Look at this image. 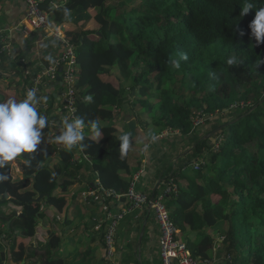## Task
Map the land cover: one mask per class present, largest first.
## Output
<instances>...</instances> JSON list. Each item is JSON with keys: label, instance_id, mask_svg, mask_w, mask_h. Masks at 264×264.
Here are the masks:
<instances>
[{"label": "trees", "instance_id": "1", "mask_svg": "<svg viewBox=\"0 0 264 264\" xmlns=\"http://www.w3.org/2000/svg\"><path fill=\"white\" fill-rule=\"evenodd\" d=\"M49 2L40 1L41 10L75 49L79 101L74 115L84 120V140L71 150L39 149L47 141L38 145L34 154L21 158V178L10 173L8 164L0 168L9 177L0 182V254L6 250V264H66L57 257L61 240L52 232L36 246H24L18 239L37 235L46 209L62 212L66 207L64 196L54 192L58 187L64 192L80 176L78 152L90 159V172L97 175L98 186L88 189L120 196L102 205L109 211L114 209L112 201L130 205L125 198L132 180L130 148L122 154L117 128L101 125L121 115L127 89L133 105L151 115L152 139L166 130L189 140V147L176 155V161L169 158L166 172L158 177L163 183L159 193L176 186L175 192L165 194V201L177 238L201 263L264 264V43L257 45L249 28L264 0H250L254 8L244 17V0H65L55 9ZM69 12L73 31L65 27ZM179 52L187 53L188 60L176 70L168 60ZM230 58L232 65L227 63ZM8 61L0 52V68ZM13 64L20 68L21 73H15L22 84H27L25 63ZM186 87L189 94L183 91ZM88 96L90 102L85 100ZM195 112L213 114L211 120L222 117L224 123L214 127L210 137H198V131L208 127L193 128ZM232 113L236 116L227 119ZM195 164L196 172L191 167ZM40 194L48 198L34 203ZM9 202L21 208L19 214L1 211ZM88 203L102 206L93 198ZM213 231L221 242L211 236ZM95 232L106 248L108 222ZM136 240L129 243L130 251Z\"/></svg>", "mask_w": 264, "mask_h": 264}, {"label": "crops", "instance_id": "2", "mask_svg": "<svg viewBox=\"0 0 264 264\" xmlns=\"http://www.w3.org/2000/svg\"><path fill=\"white\" fill-rule=\"evenodd\" d=\"M64 2L65 0H50L49 6L54 9L51 6L52 4L60 5ZM25 11L24 0H0V45L2 46V44L10 42L14 59L18 58L21 62H24L27 66V70L33 73H39L49 66L54 57L61 53L62 48L59 43L47 34L36 33L24 38L21 33L18 32L17 27L18 25L20 26L23 21ZM71 18L72 13L70 19L67 17L65 27L73 31L74 26L71 22ZM51 24L55 27L53 23ZM91 26L94 29L97 28L94 23H91ZM29 38H33V40L29 41ZM8 60V62L12 63L7 65L8 62H6V64L2 65L0 68L2 73L0 77V102H6L9 99L19 102L23 99L21 93L23 84L22 80L19 78L20 75L18 76L15 72L16 70L20 72V69L17 65L15 66L13 64V62H15L14 60L9 58ZM127 91L129 90H126L124 99L126 96L127 97L123 102V104L126 103V105L122 106L121 115L109 123H101V125L105 127L117 128L121 135L128 133V128L123 120L124 117L131 116L137 121L136 113L139 107V105H133V100L128 96ZM61 92V82L55 81L54 83H45L40 90V94L37 96L41 98V103L37 105L38 110L49 120V125L42 130L45 134L43 142L47 141V143L45 142L46 145L39 146V149H50L53 147H55L56 150L66 149L64 145L55 142V137L63 130V121L67 118L66 113L62 109ZM132 95H135V91H132ZM44 97H47V99L44 100ZM135 98H137V92ZM131 113L134 114L132 115ZM148 121L149 125L146 126L148 132L144 133L145 139H141L143 142H140L141 131L137 123L134 142H140V144H142L137 146L136 144L134 145L133 142V144L129 146L130 154L128 166L132 179L137 173L142 171L139 179L135 183L136 190L148 196H154L155 191L158 190L156 194L158 195L163 187V183L158 178L160 173L166 172L165 166L169 165V158L175 161L178 159L176 155L181 152L180 144L188 139L187 136H181L178 132H173L167 134V138H172H163L162 142L157 144L156 139L160 134L154 140L151 138L149 134L154 130L153 121L149 118ZM203 130H205V128H203ZM165 132L167 131H162L161 134H165ZM199 132L200 131H198V134ZM43 142L41 145L44 144ZM170 143H173V145L171 146ZM76 157V165H80L81 167L80 176L76 178L74 183L72 182L69 184L64 192H62L59 187L54 192L55 195L64 196L66 199V207L62 212H57L53 208L46 209L45 217L39 223L37 235L31 239H18V241L22 242L24 246H36L38 242H45L49 237L48 233L52 232L59 236L61 240L60 252L57 257L61 258L59 256L63 255L62 258L66 264H124L126 252H130L128 249L129 243L136 238L138 243L141 230L143 229L144 233L141 244L139 246L136 245L133 255L138 260L139 264H159L160 231L154 214L149 208H145L143 211L128 212L130 210V205L126 207L125 202L116 203L112 201L115 203L114 209H112L114 213L127 211V214L122 220L123 227L116 235L115 253L112 258L107 257L106 249L104 246L102 247L103 244L99 241V234L95 232V228L105 215L101 208L99 209L94 204L86 202L82 197V193H84L89 186L97 183V175L90 172V159H85L80 152L76 154ZM21 158L22 157L17 158L8 163L10 173L12 172V166H15L13 171H15L19 178L22 177V173L20 176L21 171H19L21 170ZM51 166H53V164H51ZM121 177L123 179L128 178V176L124 174H122ZM179 184L182 186L181 182H179ZM1 211L6 214L12 212L19 214L21 208L10 202L6 206L1 207ZM138 227L140 229H138ZM79 248L82 249L80 255L78 254ZM90 250L93 251L90 252ZM84 254L86 255L85 259L77 262L76 260ZM6 256L5 250L0 254V264H6L8 262Z\"/></svg>", "mask_w": 264, "mask_h": 264}, {"label": "built area", "instance_id": "3", "mask_svg": "<svg viewBox=\"0 0 264 264\" xmlns=\"http://www.w3.org/2000/svg\"><path fill=\"white\" fill-rule=\"evenodd\" d=\"M24 3L26 9L25 16L20 26L18 25L17 27L18 32L21 33L24 38L36 33L47 34L59 43L62 51L58 56L51 60L49 66L44 68L43 71L33 73L30 70H25L23 72L25 76L30 77L29 82L24 86L21 92L23 99L28 90H35L38 96L45 83H54L56 78L60 76L62 87V92L60 93L62 109L66 113L69 121L75 120L74 112L79 101L77 90L75 88L78 72L75 49L65 37L63 30L57 26H52L48 14L43 12L40 8L39 0H24ZM51 6L55 9L58 7V4H52ZM10 46V42L4 43L2 45V51L0 49V52L8 55L10 52ZM194 118L197 119L195 126H199L205 118V114L197 112L194 114ZM165 135L166 133L161 134L160 137ZM141 173L142 171L137 173L132 179L128 191L125 194V198L130 202V210L128 212L143 211L145 208H149L153 212L160 231V264H208V262L201 263L195 258L191 254L185 241L177 238L178 231L170 220L169 211L165 201V194L175 192L176 186L174 185L170 189L169 187L166 188L164 192L157 196H148L139 192L135 188V183L139 179ZM82 197L86 202H88V198H93L94 201L101 202V204L107 198H114L117 201L120 198V196L113 191L102 190V194L98 195L95 191L90 189H87L86 192L82 193ZM103 212L105 216L98 223L95 230L99 231L103 222H108V232L105 236V249L107 257L112 258L115 253L116 228L119 222L122 221L127 214V211L114 213L109 211L107 206L104 205ZM2 227L3 226H0V228ZM220 239L217 240V243L221 242L222 239Z\"/></svg>", "mask_w": 264, "mask_h": 264}, {"label": "clouds", "instance_id": "4", "mask_svg": "<svg viewBox=\"0 0 264 264\" xmlns=\"http://www.w3.org/2000/svg\"><path fill=\"white\" fill-rule=\"evenodd\" d=\"M254 4L250 0H244L240 8V16H246L253 10ZM250 35L257 45L264 43V7L255 11V17L249 24ZM244 35L243 32L240 33ZM188 60V54L179 52L176 56L170 57L168 63L173 69L179 70L181 63ZM227 63L232 65L233 59H228ZM214 75V73H213ZM44 100L47 97L43 98ZM86 101H91L92 97H85ZM41 103V98L37 97L35 90H28L25 98L17 102L9 99L0 102V168H4L9 162L20 157L30 156L37 151L38 145L43 142L44 130L49 125V120L45 115L40 114L37 105ZM95 127V124H93ZM84 120L77 117L69 121H63V130L55 137V142L64 145L71 150L74 146L84 140ZM99 135V132L96 133ZM155 137H153V140ZM130 141L128 135L120 137V151L126 153L129 149ZM30 163V161H27ZM9 177L0 172V182L8 180Z\"/></svg>", "mask_w": 264, "mask_h": 264}, {"label": "rangeland", "instance_id": "5", "mask_svg": "<svg viewBox=\"0 0 264 264\" xmlns=\"http://www.w3.org/2000/svg\"><path fill=\"white\" fill-rule=\"evenodd\" d=\"M110 5L111 6H113L114 5V2H112V3H110ZM22 35V34H21ZM3 45V44H2ZM1 46V45H0ZM1 51H2V46H1ZM5 55H6V57L7 58H9V59H12V60H14L15 62H18L19 61V59L17 58V59H14V55H13V52H12V50H11V46H10V52H9V54L7 55L6 53H5ZM20 69V68H19ZM113 73H115V71H113ZM151 80H153V78L151 77L150 78ZM181 79V77L179 78V80ZM178 81V80H177ZM195 83H196V81L195 80H193ZM179 82V81H178ZM192 83V80L190 81V84ZM26 84H23L22 85V89L24 88V86H25ZM179 85V84H178ZM178 87V86H177ZM183 91H184V93H186V94H189V92H190V89H188L187 87L186 88H184L183 89ZM127 97V96H126ZM126 97H125V99H126ZM126 105V103H124L122 106H125ZM137 112V111H136ZM156 117H157V115H158V113H157V109H154L153 108V112H152ZM196 113V112H195ZM132 115L134 114V113H131ZM232 116H228L227 117V119L228 118H231V117H235L236 115L234 114V113H232L231 114ZM136 117H137V119L139 120V125L138 126H143V125H147V123H148V118L150 119L151 118V115H148V112L147 111H145V110H142L140 107H138V112L136 113ZM213 118V114H209V113H205V118L203 119V121H202V123L201 124H203V125H207V127L208 128H206L205 130H203V128L202 129H200L199 131V134H198V137H201L202 135H204L205 133H206V135L205 136H203V137H206V136H210V133H214V131H212L213 129H214V127H216L217 125H219V124H222V123H224L223 121H224V118H222V117H219V118H217L216 120H211ZM226 119V120H227ZM191 121H192V126H193V128L195 129V128H197L198 129V126H195L196 125V122H197V119H195L194 118V116L192 117V119H191ZM201 124H200V126H201ZM202 125V126H203ZM140 131H141V138H140V140L141 139H145V137H144V133L146 132H148L147 131V128H141L140 129ZM208 131H211L210 133H208L207 134V132ZM140 133V132H139ZM166 133V132H165ZM167 134L168 133H166V135H165V137H160V135H161V133H160V135H159V137L156 139V143L158 144V143H160V142H162V140H163V138L164 139H168V138H172V137H168L167 138ZM143 135V136H142ZM173 136V135H172ZM129 141H130V146L133 144V142L135 141V139L134 140H130L129 139ZM140 142H143L142 140L140 141ZM140 142H134V145L136 144L137 146H140L141 144H140ZM188 142H189V140H187V141H185V142H181V144H180V151H184V150H186L189 146H188ZM186 143V144H185ZM170 145L172 146L173 145V143H170ZM163 146H164V144H163ZM216 150V148L213 150V151H215ZM187 153V152H186ZM185 153V154H186ZM166 167V166H165ZM192 167V170L194 171V169L195 170H197L198 169V164H195V165H193V166H191ZM194 168V169H193ZM15 169V166H12V168H11V174L16 178L17 177V175H16V173H15V171H13ZM19 171H21V170H19ZM194 172H196V171H194ZM16 175V176H15ZM20 176H21V172H20ZM19 178V177H18ZM87 191V190H86ZM85 191V192H86ZM10 203V202H9ZM100 203V202H99ZM7 205V204H6ZM6 205H4V206H6ZM100 205H102L101 203H100ZM4 206H2V207H4ZM103 206L104 205H102L100 208H101V210H102V212H103ZM104 213V212H103ZM153 213V212H152ZM222 228V227H221ZM223 229H227V225H224L223 226ZM0 230H1V228H0ZM217 234V231H213V232H211V236L212 237H215L214 239L215 240H218L220 237H219V235H216ZM221 240V239H220ZM79 251H78V254L80 255L81 254V251H82V249H78ZM93 250H90V252H92ZM129 251V250H128ZM132 252V253H131ZM133 252L134 251H130L129 253H127L126 252V256H125V261L124 262H126V260H129V264H139V262H138V260L135 258V256L133 255ZM130 253H131V255H130ZM128 254V255H127ZM59 257H63V255L62 256H59ZM144 260V259H143Z\"/></svg>", "mask_w": 264, "mask_h": 264}, {"label": "water", "instance_id": "6", "mask_svg": "<svg viewBox=\"0 0 264 264\" xmlns=\"http://www.w3.org/2000/svg\"><path fill=\"white\" fill-rule=\"evenodd\" d=\"M70 17H71V12H69L68 19H70ZM32 40H33V38H29V41H32ZM60 81H61V77L58 76L56 78V82H60ZM123 120H124V123L126 124V126L128 128V133L125 134V135H128L130 140L134 139L136 137L137 121L135 119H133L131 116H125ZM212 134L213 133H210V136ZM210 136H207V137H210ZM2 197L5 198V199H8L7 194H3ZM43 198H48V195L40 194V195H38L37 198L33 199L32 201L34 203H39ZM143 233H144V230L142 229L141 233H140V236H139V239H138L137 246H139L141 244V241H142V238H143Z\"/></svg>", "mask_w": 264, "mask_h": 264}]
</instances>
